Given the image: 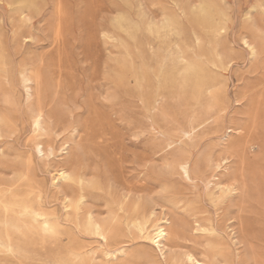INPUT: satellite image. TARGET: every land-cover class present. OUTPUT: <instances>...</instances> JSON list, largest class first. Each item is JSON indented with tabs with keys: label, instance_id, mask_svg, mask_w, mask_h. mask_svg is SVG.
Here are the masks:
<instances>
[{
	"label": "rangeland",
	"instance_id": "rangeland-1",
	"mask_svg": "<svg viewBox=\"0 0 264 264\" xmlns=\"http://www.w3.org/2000/svg\"><path fill=\"white\" fill-rule=\"evenodd\" d=\"M162 220L165 257L137 225ZM0 241V264H264V0H0Z\"/></svg>",
	"mask_w": 264,
	"mask_h": 264
},
{
	"label": "bare ground",
	"instance_id": "bare-ground-1",
	"mask_svg": "<svg viewBox=\"0 0 264 264\" xmlns=\"http://www.w3.org/2000/svg\"><path fill=\"white\" fill-rule=\"evenodd\" d=\"M209 17L210 16L208 12H203V18L205 21H208ZM250 48L253 51V47L250 46ZM182 61L183 63L181 67V78L185 81L193 80L196 85H200L202 82L201 80L203 78V75L206 72L205 66L200 61L188 59L185 57L182 58ZM39 151H41V149H39ZM183 172L187 178H190L188 169L185 166H183ZM56 175L58 178H61V179H65L69 177L68 172L63 167H60L57 170ZM216 187L219 189L221 193L230 190V187L225 184L216 185ZM166 223H168L166 220L164 221L162 220L159 223H154L150 225H146V221L137 222V225H139V229L144 235V237H146L149 241H151L153 244L157 246V248L159 249L163 257H165V252L167 251V248H168L166 245V241H167L169 232H168ZM12 225L15 227H18L22 224L17 222V223H13ZM41 225L43 226L44 230L50 231L53 228L54 223L50 219L44 218L41 221ZM94 227L96 230L99 231V234L102 235L103 238H105V235L103 231L101 230L100 225L97 223H94ZM0 246H4V243H2V241H0ZM187 258L188 260L192 262V264H207L203 261H200L199 259L195 257H192V255H188Z\"/></svg>",
	"mask_w": 264,
	"mask_h": 264
}]
</instances>
